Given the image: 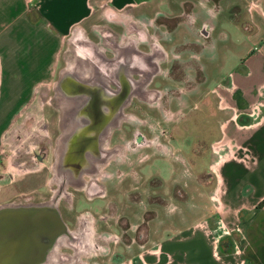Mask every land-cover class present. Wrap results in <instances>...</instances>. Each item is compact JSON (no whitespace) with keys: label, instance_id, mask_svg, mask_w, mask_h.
Segmentation results:
<instances>
[{"label":"rangeland","instance_id":"rangeland-1","mask_svg":"<svg viewBox=\"0 0 264 264\" xmlns=\"http://www.w3.org/2000/svg\"><path fill=\"white\" fill-rule=\"evenodd\" d=\"M245 2L219 0L218 4L254 34L255 23L246 14ZM249 2L264 12V0ZM106 4L97 7L83 25L74 26L65 38L55 78L42 85L41 94L18 112L12 123L0 128V205L45 202L61 194L57 208L62 223L72 232L87 233L85 254H77L76 244L60 241L54 264H126L164 236L215 214L218 165L234 150L241 152L235 141H241V135L223 140L224 125L230 121L236 130L237 121L253 122L264 115V98L242 109L231 94L232 88L225 87V79H231L230 72L237 70L234 62L208 71L206 80L199 64L193 57L187 59L183 45L176 43L167 48L170 57L161 60L160 73L145 86L147 90L133 94L130 81L125 80L127 86L121 90L130 95L117 104L106 98L99 115H105L107 121L91 127L92 120H82L80 106L79 114L74 109L81 92L73 93L68 87L69 80L80 81L82 86L93 81L94 72H85L84 77L80 72L88 59L93 63L91 59L97 55L89 58L83 50L115 56V45L134 39L141 48L149 49L151 40L159 37L142 27H130L128 11L114 15L106 10ZM241 11L242 15H235ZM213 72L224 79H212ZM141 73L133 71L138 83H143ZM105 84L106 88L98 84L97 89L120 90L111 80ZM64 104L73 108L71 135L77 129L86 136L96 135L94 146L86 148L87 158L78 162L79 172H85L78 183L72 180L76 173L66 170L71 144L67 150L60 145L65 130ZM56 167L62 172L60 177ZM47 214L40 212L34 218L43 222ZM62 229L57 226L50 236L31 227L27 239L8 235L7 252L0 241V264H47L46 255L56 243L55 232ZM35 230L41 234H34ZM25 244L26 250L19 251ZM36 254L41 257L36 259Z\"/></svg>","mask_w":264,"mask_h":264},{"label":"crops","instance_id":"crops-1","mask_svg":"<svg viewBox=\"0 0 264 264\" xmlns=\"http://www.w3.org/2000/svg\"><path fill=\"white\" fill-rule=\"evenodd\" d=\"M218 1L0 0V128L12 123L41 94L42 85L55 78L65 38L103 3L114 15L128 11L130 27H142L159 37L151 40L149 49L141 48L134 39L115 45V56L91 50L97 55H93V63L89 59L87 63L95 69L92 84L73 93L107 91L97 89L98 84L106 88L107 80L117 86H127L125 80H129L133 94L138 89L144 92L160 73L161 60L170 57L167 48L180 43L206 80L208 71L234 62L237 70L230 72L231 79H225V87L232 88L239 108L258 102L264 98V12L245 0L246 14L255 23L251 34L233 14L221 11ZM143 19L144 24L139 23ZM137 69L143 83L133 75ZM214 73L212 79H224ZM240 121L236 130L230 121L224 125L223 140L241 135V141L235 140L241 152L231 151L218 165L216 213L164 236L126 264H264V204H260L264 200V115L257 121Z\"/></svg>","mask_w":264,"mask_h":264},{"label":"bare ground","instance_id":"bare-ground-1","mask_svg":"<svg viewBox=\"0 0 264 264\" xmlns=\"http://www.w3.org/2000/svg\"><path fill=\"white\" fill-rule=\"evenodd\" d=\"M84 52H87L89 55H92V51L88 50ZM79 70V69H78ZM94 68L92 64H85V66L83 67L82 71L80 73H84L86 71L88 72H94ZM110 71V70H108ZM115 74L117 75V71H115ZM123 74V73H122ZM124 77V76H123ZM92 84V83H91ZM68 87L70 88L71 91H75L77 89V91H81L82 90V83L80 81H73L71 83V80L68 81ZM122 87H125L124 83H120V90L118 91V102L122 101L125 97L127 99V96H129L130 94H127V90L126 89H122ZM69 90V91H70ZM106 98H113L114 99V103H115V97L113 95H111L109 93V91H99L97 92L95 95L90 96V95H85L83 93L80 94V98L78 99L77 103L78 106H74V109L77 110V114L80 113V111L78 112V108L79 110H81L82 113V120L83 121H87V120H92L91 122L93 123L92 126L93 128L97 127V123H105L107 120L106 116H102L99 115V110H101V103L105 100H107ZM125 99V100H126ZM65 105V111L66 114L64 116V122H65V130L64 133L61 135L60 137V145L61 147H65L64 150H67L69 142L71 144V148H69L70 152H68L69 155L66 154V160L68 161L66 164H68L66 170L68 169L67 172H71L70 170H73L76 174L75 178L72 177V180L75 183H78V178L79 180L81 179V175L83 173V171L79 172V168L77 167L78 162L80 159H84L85 157L87 158V151L86 148L88 147V145L90 146H94L95 143V137L96 135L91 134V136L87 137L85 134H83L82 132H80V130H78L77 132H75L73 135H71L70 131L73 128V114H71V109H73L72 107H68L67 104ZM91 113H96V117L94 116H90ZM78 120V119H77ZM77 122H81V119L78 120ZM91 126V127H92ZM70 133V136H69ZM98 135V134H97ZM61 153V150H60ZM82 154V156H81ZM61 156V154H60ZM56 171L58 173L57 176L60 177V173L61 170L56 167ZM71 175V174H70ZM77 179V180H76ZM61 180V178H60ZM61 194H58L56 196L53 197L52 200H48L45 202H37V203H30V204H14V203H4L0 205V241H3V250L7 252V247H8V241H7V236H13V235H18L19 237H22L23 239L28 237L30 234L29 233V229L32 227L34 229H38L40 231H46L50 236L54 234V229L57 226H61L62 231H60L61 233L57 234L58 232H55V246L52 248H50L48 251L49 253H47L46 255V259L45 262H47V264H54V262L56 261L55 259L56 256L59 254L56 251V248H58V245L60 243V241H64L67 242V240L69 241V239L72 237V235L70 234V230H68V228H66V226L62 223V220L59 216L58 213V208H57V202L60 198ZM44 211V212H42ZM43 213L47 214L46 217L44 219H42L43 222H41V220L37 221V218H34V215L36 216L37 214ZM9 214H14V215H10L12 217H8ZM17 215V216H16ZM31 215L33 217H31ZM15 217V218H14ZM21 218V219H19ZM29 221L31 223H29ZM34 223V225H32ZM16 224V225H15ZM19 225V226H17ZM23 225H28L26 227H21ZM21 227V228H20ZM34 234L38 233L41 234V232L35 230L33 231ZM57 234V236H56ZM27 239V238H26ZM77 239V238H76ZM74 239V240H76ZM58 242V243H57ZM26 246V244H25ZM6 248V249H4ZM5 252V253H6ZM38 254V253H37ZM36 254V255H37ZM6 255H8L6 253ZM37 257H41L39 255L36 256ZM78 257V256H77Z\"/></svg>","mask_w":264,"mask_h":264},{"label":"flooded vegetation","instance_id":"flooded-vegetation-1","mask_svg":"<svg viewBox=\"0 0 264 264\" xmlns=\"http://www.w3.org/2000/svg\"><path fill=\"white\" fill-rule=\"evenodd\" d=\"M118 91L119 90H117V91H115V92H110L109 91V93L111 94V95H113L114 97H115V104H117L118 103V100H117V98H118ZM90 96H93V95H90ZM101 108V107H100ZM91 124H93L92 122H91ZM93 127V126H92ZM79 129H77L76 131H78ZM82 133L83 134H85L84 133V131H82ZM93 135H95V134H93ZM85 172L83 171V173H82V176H83V174H84ZM70 234L72 235V237L69 239V243L71 244V242L73 243V244H76V247H77V249H78V252H77V254L78 255H82V254H85L87 251H88V247H86V244H85V237L87 236L86 234L87 233H85L84 231H82V230H78V231H75V232H72V231H70ZM77 238V239H76ZM87 238V237H86ZM74 239H76V240H74ZM26 248H27V246H24V247H21L20 248V250L19 251H23V250H26ZM29 249V248H28ZM27 249V250H28ZM34 249V248H33ZM17 250V249H16ZM31 250V249H30Z\"/></svg>","mask_w":264,"mask_h":264},{"label":"trees","instance_id":"trees-1","mask_svg":"<svg viewBox=\"0 0 264 264\" xmlns=\"http://www.w3.org/2000/svg\"><path fill=\"white\" fill-rule=\"evenodd\" d=\"M260 204H261V205H262V204H264V200H263V201H261V203H260Z\"/></svg>","mask_w":264,"mask_h":264},{"label":"built area","instance_id":"built-area-1","mask_svg":"<svg viewBox=\"0 0 264 264\" xmlns=\"http://www.w3.org/2000/svg\"><path fill=\"white\" fill-rule=\"evenodd\" d=\"M237 247H238V245H237Z\"/></svg>","mask_w":264,"mask_h":264}]
</instances>
